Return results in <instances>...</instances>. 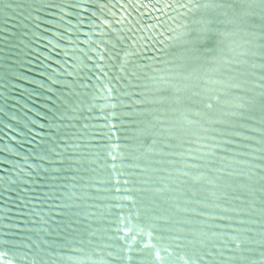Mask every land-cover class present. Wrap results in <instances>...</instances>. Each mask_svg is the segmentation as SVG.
Wrapping results in <instances>:
<instances>
[{"label":"water","instance_id":"water-1","mask_svg":"<svg viewBox=\"0 0 264 264\" xmlns=\"http://www.w3.org/2000/svg\"><path fill=\"white\" fill-rule=\"evenodd\" d=\"M0 264H264V0H0Z\"/></svg>","mask_w":264,"mask_h":264}]
</instances>
